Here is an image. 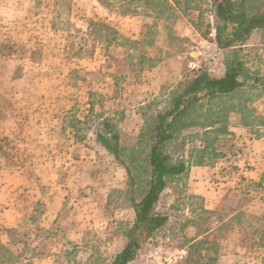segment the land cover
Here are the masks:
<instances>
[{
  "label": "rangeland",
  "instance_id": "374dc122",
  "mask_svg": "<svg viewBox=\"0 0 264 264\" xmlns=\"http://www.w3.org/2000/svg\"><path fill=\"white\" fill-rule=\"evenodd\" d=\"M178 1L0 0V179L15 181L8 199L22 209L7 237L0 209V237L19 257L0 255V264H107L121 246L120 223L133 219L121 194L126 174L93 132L108 117L121 144L132 146L143 114L168 108L180 83L208 70L199 42H215L214 6ZM240 57L264 74V30L251 34ZM263 91L244 96L262 117ZM231 123V135L215 143L223 156L209 165L225 184L222 206L205 214L184 176L169 181L157 206L169 220L142 253L158 251L161 261L180 249L188 254L186 239L208 230L221 264H264V189L240 174L264 126L241 129L235 115ZM193 135L168 145L173 163L202 145ZM187 219L196 226L183 229Z\"/></svg>",
  "mask_w": 264,
  "mask_h": 264
},
{
  "label": "trees",
  "instance_id": "16d2710c",
  "mask_svg": "<svg viewBox=\"0 0 264 264\" xmlns=\"http://www.w3.org/2000/svg\"><path fill=\"white\" fill-rule=\"evenodd\" d=\"M171 2L179 5L178 0ZM211 2L217 22L214 40L225 52L224 74L212 77L200 67L193 77L184 80L170 93L168 108L143 114L144 124L132 146L121 144L119 131L108 117H100L93 132L94 143L124 169L126 182L121 194L133 211L132 221L120 223L122 244L107 264H128L167 224L168 216L159 212L157 206L169 181L185 175L190 166H209L213 159L223 156L215 143L221 136L231 135L232 115L237 117L235 124L241 129L264 126V118L252 106L253 100L244 97L248 92L264 90V74L248 69L240 57L241 48L251 34L264 30V0ZM253 2L258 5H252ZM89 109L91 112L93 107ZM186 133L195 134L192 137L202 145L188 151V161L173 163L167 147L179 139L184 140ZM200 211L215 215L202 207ZM221 221L219 219L220 224ZM188 226L196 225L187 219L182 228ZM186 244L188 254L179 264H218L219 244L208 230L187 238ZM0 253L2 257L7 253L10 255L8 247L1 243ZM12 256L5 260L17 263L19 257Z\"/></svg>",
  "mask_w": 264,
  "mask_h": 264
},
{
  "label": "crops",
  "instance_id": "0c3cea01",
  "mask_svg": "<svg viewBox=\"0 0 264 264\" xmlns=\"http://www.w3.org/2000/svg\"><path fill=\"white\" fill-rule=\"evenodd\" d=\"M262 115L264 116V113ZM238 166L240 167V165ZM240 174L241 179L258 183L264 189V135L258 139H253V141L251 140L244 159V167H241ZM182 176L186 178L189 193L201 199L204 210L215 212L222 206L225 184L216 182L215 178L217 177L214 175L211 166H190L186 174ZM14 183L15 181L12 178H7L6 175L3 179H0V196H3L2 200L0 198V209L2 208L3 211L1 229L5 237H7L9 230L17 228L21 222L22 209L18 205V201H15V198L8 199L11 195L8 190H13L12 185ZM65 196L68 200V195L65 194ZM47 212L48 214L53 213L50 206L47 207ZM7 241L0 237L2 245L7 246ZM222 259L223 256L219 254L218 264H221ZM32 261L34 262V260ZM32 261H30L31 264H34Z\"/></svg>",
  "mask_w": 264,
  "mask_h": 264
},
{
  "label": "built area",
  "instance_id": "2783aa9c",
  "mask_svg": "<svg viewBox=\"0 0 264 264\" xmlns=\"http://www.w3.org/2000/svg\"><path fill=\"white\" fill-rule=\"evenodd\" d=\"M187 31V30H186ZM199 44L205 47V51L202 52V56L208 61L209 68L207 73L212 77H221L224 74V55L223 50L217 46V44L210 43L208 44L205 41H200ZM158 251L142 253L137 258L128 262V264H171L176 263L177 261L183 260L187 251L185 249H180L176 251V257L164 258L162 261L158 257Z\"/></svg>",
  "mask_w": 264,
  "mask_h": 264
}]
</instances>
